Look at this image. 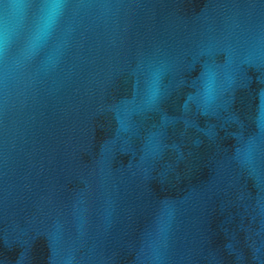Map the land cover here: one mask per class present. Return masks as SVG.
I'll list each match as a JSON object with an SVG mask.
<instances>
[{"label":"water","instance_id":"water-1","mask_svg":"<svg viewBox=\"0 0 264 264\" xmlns=\"http://www.w3.org/2000/svg\"><path fill=\"white\" fill-rule=\"evenodd\" d=\"M0 264H264V0H0Z\"/></svg>","mask_w":264,"mask_h":264}]
</instances>
